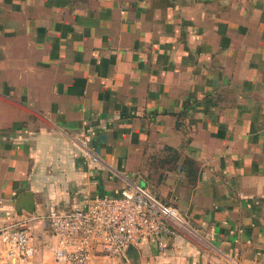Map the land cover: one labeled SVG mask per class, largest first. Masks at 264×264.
Wrapping results in <instances>:
<instances>
[{"label":"crops","instance_id":"crops-1","mask_svg":"<svg viewBox=\"0 0 264 264\" xmlns=\"http://www.w3.org/2000/svg\"><path fill=\"white\" fill-rule=\"evenodd\" d=\"M133 184L184 221L137 262L264 264V0H0V214Z\"/></svg>","mask_w":264,"mask_h":264},{"label":"built area","instance_id":"built-area-1","mask_svg":"<svg viewBox=\"0 0 264 264\" xmlns=\"http://www.w3.org/2000/svg\"><path fill=\"white\" fill-rule=\"evenodd\" d=\"M184 224L179 210L148 189L128 185L116 194H95L67 209L49 206L40 214L6 218L0 214V264H28L42 244L37 230H48L55 264H94L95 256L130 262L128 248L145 238L172 235ZM157 243L164 247L162 239Z\"/></svg>","mask_w":264,"mask_h":264},{"label":"water","instance_id":"water-1","mask_svg":"<svg viewBox=\"0 0 264 264\" xmlns=\"http://www.w3.org/2000/svg\"><path fill=\"white\" fill-rule=\"evenodd\" d=\"M128 254L132 256L134 262H137L138 253L135 247L131 246L127 250Z\"/></svg>","mask_w":264,"mask_h":264},{"label":"rangeland","instance_id":"rangeland-1","mask_svg":"<svg viewBox=\"0 0 264 264\" xmlns=\"http://www.w3.org/2000/svg\"><path fill=\"white\" fill-rule=\"evenodd\" d=\"M52 264H55V263H52ZM94 264H97V263H94ZM116 264H124V262L119 260Z\"/></svg>","mask_w":264,"mask_h":264}]
</instances>
